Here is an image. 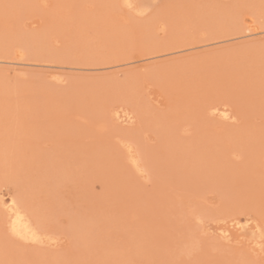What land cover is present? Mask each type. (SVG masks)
Masks as SVG:
<instances>
[{"label": "rangeland", "instance_id": "1", "mask_svg": "<svg viewBox=\"0 0 264 264\" xmlns=\"http://www.w3.org/2000/svg\"><path fill=\"white\" fill-rule=\"evenodd\" d=\"M0 264H264V0H0Z\"/></svg>", "mask_w": 264, "mask_h": 264}, {"label": "bare ground", "instance_id": "2", "mask_svg": "<svg viewBox=\"0 0 264 264\" xmlns=\"http://www.w3.org/2000/svg\"><path fill=\"white\" fill-rule=\"evenodd\" d=\"M218 110V109H217ZM224 112V111H223ZM222 112V114H224ZM221 114V113H220ZM221 114V115H222ZM226 115V114H225ZM225 115H224V117H225ZM219 116V115H218ZM120 118H121V116H120ZM222 118V117H221ZM118 119H119V117H118ZM225 119H226V117H225ZM123 120L124 121H126L124 118H123ZM127 120H128V118H127ZM123 122V121H122ZM12 201V200H11ZM13 206V205H12ZM12 206H7V209L8 210H12L13 211V213H12V215H11V220H10V227L9 228H11V231H12V233L14 234V235H16L17 237L19 236L20 238H22V237H24V239L26 238H28L29 239V241L31 240V241H33L37 236H36V234H34V232L36 233V231H34L33 230V228H31V223L30 222H28V220L27 219H24V217H23V213L21 214L18 210H14L13 208H11ZM11 211V212H12ZM10 212V213H11ZM10 215V214H9ZM9 218V217H8ZM237 226H239V224L237 223ZM242 229H243V227H241ZM240 229V228H239ZM10 230V229H9ZM10 231V232H11ZM34 231V232H33ZM229 232V230L227 229V230H224L223 232H222V234H227ZM23 239V238H22ZM33 239V240H32ZM35 240H37V239H35ZM34 240V241H35Z\"/></svg>", "mask_w": 264, "mask_h": 264}]
</instances>
